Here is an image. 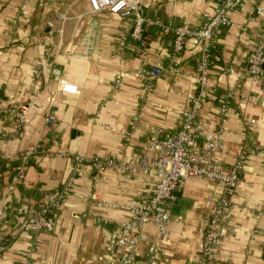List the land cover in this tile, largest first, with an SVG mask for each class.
I'll return each mask as SVG.
<instances>
[{
	"label": "crops",
	"instance_id": "obj_1",
	"mask_svg": "<svg viewBox=\"0 0 264 264\" xmlns=\"http://www.w3.org/2000/svg\"><path fill=\"white\" fill-rule=\"evenodd\" d=\"M220 1L144 0V6L150 18L164 24L199 29ZM259 5L264 6V0H245L244 10L233 15L235 25L217 33L210 64L212 97L203 104L198 120L210 132L219 126L222 100L246 72L260 39V24L249 20ZM131 27L130 20L110 12L93 13L88 0H0V100L16 108L31 105L25 126L0 114V228L8 237L24 220L21 207L39 210L69 180L73 156L139 159L152 128L178 129L181 109L197 91L198 47L189 42L176 57L173 34L152 26L151 41L142 51L131 36ZM43 64L37 77L35 71ZM157 64L166 71L142 100L141 70ZM228 68H234L235 75H224ZM63 80L77 87V94L62 92ZM242 93L250 100L238 98L231 109L224 135L227 148L216 159L225 169L235 164L243 134L251 150L241 173L242 184L232 196L239 210L228 219V235L214 246L208 264H264V220L260 219L264 212V82L246 80ZM48 115L55 116L54 124H46ZM247 120L259 124L246 129ZM121 131L133 133L130 143ZM38 144L43 148L30 159L25 182L9 191L19 155ZM95 175L92 166L84 165L60 205L54 230L37 236L22 232L10 238L0 264L118 260L123 251L112 254V235L130 219L132 202L150 200L156 178L126 180L118 170L98 179ZM214 190L208 180L189 179L170 206V237H162L153 224L145 226L139 261L146 264L148 248L159 243L162 260L197 264L201 230L213 207L208 198Z\"/></svg>",
	"mask_w": 264,
	"mask_h": 264
},
{
	"label": "built area",
	"instance_id": "obj_2",
	"mask_svg": "<svg viewBox=\"0 0 264 264\" xmlns=\"http://www.w3.org/2000/svg\"><path fill=\"white\" fill-rule=\"evenodd\" d=\"M88 2L93 13L106 11L130 20L132 22L131 36L138 42L142 51L146 50L151 41L149 29L152 26L160 27L165 34H173V51L176 57L182 55L189 42L193 41L198 47V65L194 74L197 91L189 96L188 105L181 109V121L177 130L165 132L161 128L151 129L141 158L123 160L115 156L106 158L73 156L69 168V180L60 190L52 194L48 202L37 211L21 207L20 211L24 220L19 228L10 234V237L0 228V256L6 251L8 240L10 238L14 240L19 233L30 232L37 236L54 230L59 218L58 211L61 203L72 192L82 167L90 165L95 169L96 179L110 170L120 171L121 178L126 180L143 181L151 175L156 178L155 189L150 200L132 202L129 206L130 219L122 222L112 235V254L117 249H121L122 256L118 260L110 258L105 264H142L139 261L138 251L142 230L147 225H155L162 237L169 238V226L173 221L170 206L178 200L185 183L192 178H202L215 185L214 192L208 198L213 207L201 230L202 243L197 262V264H208L214 246L228 235V219L236 210H239L232 196L242 184L241 173L251 150L246 142L245 134H243L244 142L237 153L236 162L229 169H225L216 157L224 153L227 148L224 135L231 109L236 106L238 98L250 100L247 93H242L244 81L249 80L253 84L264 82V6H257L249 19L250 22L260 24L261 36L248 58L246 72L239 76L236 88L228 92L222 100L220 124L215 131L210 132L198 120L203 104L212 97L209 91L211 52L215 46L217 33L222 28L235 25L233 15L244 10L245 0H221L213 16L199 29L185 26L175 27L172 24H164L160 20L150 18L146 13L144 0H88ZM45 66L46 64H43V67L36 69L37 77L41 76ZM173 70L176 73L180 72L176 66ZM165 71L166 69L161 64L149 70H141L144 80L142 100H146L153 92L156 81ZM223 74L235 75V69H224ZM60 84L62 92L77 94V87L67 81L63 80ZM30 106L28 104L16 108L0 100V114L10 116L17 120L20 126H25ZM45 121L46 124L52 125L56 118L54 115H48ZM258 124L256 120H247L244 125L246 129H252ZM131 127L133 131L136 130V122ZM121 135L126 143H130L133 133L121 131ZM200 140L204 143L199 144ZM42 148L38 144L19 155V164L15 169L9 191H13L16 186L25 182L29 161L40 154ZM99 206L102 204L99 203ZM260 219L264 220V212L260 214ZM95 220L97 223L102 222L100 217H95ZM255 233L259 234V232ZM159 250V243L150 245L146 255V264H171L168 259L162 260L159 257Z\"/></svg>",
	"mask_w": 264,
	"mask_h": 264
},
{
	"label": "water",
	"instance_id": "obj_3",
	"mask_svg": "<svg viewBox=\"0 0 264 264\" xmlns=\"http://www.w3.org/2000/svg\"><path fill=\"white\" fill-rule=\"evenodd\" d=\"M50 29V28H49ZM47 32H48V30H47Z\"/></svg>",
	"mask_w": 264,
	"mask_h": 264
}]
</instances>
